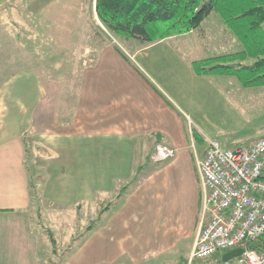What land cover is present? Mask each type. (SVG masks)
<instances>
[{"label": "crops", "instance_id": "0c3cea01", "mask_svg": "<svg viewBox=\"0 0 264 264\" xmlns=\"http://www.w3.org/2000/svg\"><path fill=\"white\" fill-rule=\"evenodd\" d=\"M38 1L27 9L50 4ZM100 38L85 46L80 66H56L46 77L23 71L31 77L17 96L0 87V264H137L179 222L196 218L195 156L206 150H190L166 77L160 82ZM157 141L176 155L154 160ZM30 155L41 179L35 205ZM66 211L77 218L99 212L101 220L60 240L54 223Z\"/></svg>", "mask_w": 264, "mask_h": 264}, {"label": "rangeland", "instance_id": "374dc122", "mask_svg": "<svg viewBox=\"0 0 264 264\" xmlns=\"http://www.w3.org/2000/svg\"><path fill=\"white\" fill-rule=\"evenodd\" d=\"M30 1L38 0H8L0 7L2 90L12 89L13 95L17 96L20 81L31 77L23 71L33 70L34 74L40 72L39 76L45 72L46 77V72L55 71L56 66H80L85 46H98L102 37L117 45L133 65L150 73L160 82L166 77L169 89L166 88L171 94L169 97L179 106L184 116L187 142L192 152L196 150L197 154L202 153L211 140L219 141L223 147H234L250 144L264 135V85L244 86L238 77L231 74L197 76L192 68L193 60L242 49L240 40L216 11H212L192 31L153 42H142L136 38L114 35L106 27L107 31L104 30L94 9L96 0H80L77 10L69 8L68 3L74 0H40L38 2L50 4L39 3L40 7L35 6L31 10L26 7ZM87 34L96 41L87 39V42ZM157 37L160 38V35ZM21 45L24 49H20ZM15 71L22 72L17 75L19 80L14 79L12 73ZM29 81L32 82V79ZM29 146L33 145L30 143ZM32 161L30 155L28 163L35 205L41 179L40 171ZM195 169L199 179L196 156ZM198 189L201 197L200 179ZM201 207L199 202L194 222L190 219L179 222L166 241L158 244L150 255L137 264H188ZM98 215L99 212L82 214L77 218L72 212L66 211L61 218L55 219L54 231L55 228L60 229L59 238L64 240L75 228H89L98 219ZM222 254L218 253L215 258L195 259L192 264H215V260L221 259Z\"/></svg>", "mask_w": 264, "mask_h": 264}, {"label": "built area", "instance_id": "2783aa9c", "mask_svg": "<svg viewBox=\"0 0 264 264\" xmlns=\"http://www.w3.org/2000/svg\"><path fill=\"white\" fill-rule=\"evenodd\" d=\"M176 152L160 143L153 159ZM197 167L202 207L188 264L237 247L242 254L215 264H264V135L234 147L211 140Z\"/></svg>", "mask_w": 264, "mask_h": 264}, {"label": "trees", "instance_id": "16d2710c", "mask_svg": "<svg viewBox=\"0 0 264 264\" xmlns=\"http://www.w3.org/2000/svg\"><path fill=\"white\" fill-rule=\"evenodd\" d=\"M96 11L111 33L142 42L192 31L216 11L240 40L242 49L193 60V69L198 74L235 75L244 86L264 85V0H96ZM142 167L136 170L130 186L137 182ZM130 186L121 190L117 200ZM100 220L101 216L89 228Z\"/></svg>", "mask_w": 264, "mask_h": 264}, {"label": "water", "instance_id": "95a60500", "mask_svg": "<svg viewBox=\"0 0 264 264\" xmlns=\"http://www.w3.org/2000/svg\"><path fill=\"white\" fill-rule=\"evenodd\" d=\"M264 243V241H263ZM244 251V248L243 247H237V248H234L230 251H227L225 253L222 254V257H221V260H228L230 258H234L235 256H238L240 254H242V252Z\"/></svg>", "mask_w": 264, "mask_h": 264}]
</instances>
